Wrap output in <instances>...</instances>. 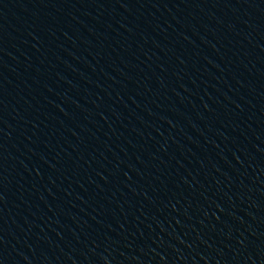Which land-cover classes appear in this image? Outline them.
Returning <instances> with one entry per match:
<instances>
[{
    "label": "water",
    "instance_id": "95a60500",
    "mask_svg": "<svg viewBox=\"0 0 264 264\" xmlns=\"http://www.w3.org/2000/svg\"><path fill=\"white\" fill-rule=\"evenodd\" d=\"M0 264H264V0H0Z\"/></svg>",
    "mask_w": 264,
    "mask_h": 264
}]
</instances>
